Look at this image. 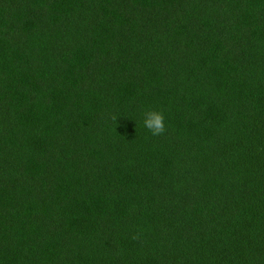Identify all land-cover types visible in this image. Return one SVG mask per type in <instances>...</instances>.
<instances>
[{
  "label": "trees",
  "instance_id": "16d2710c",
  "mask_svg": "<svg viewBox=\"0 0 264 264\" xmlns=\"http://www.w3.org/2000/svg\"><path fill=\"white\" fill-rule=\"evenodd\" d=\"M0 264H264V0H0Z\"/></svg>",
  "mask_w": 264,
  "mask_h": 264
},
{
  "label": "clouds",
  "instance_id": "9594fccd",
  "mask_svg": "<svg viewBox=\"0 0 264 264\" xmlns=\"http://www.w3.org/2000/svg\"><path fill=\"white\" fill-rule=\"evenodd\" d=\"M143 125L153 136H159L166 131L165 117L162 111L147 110L143 114Z\"/></svg>",
  "mask_w": 264,
  "mask_h": 264
}]
</instances>
